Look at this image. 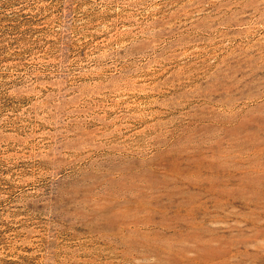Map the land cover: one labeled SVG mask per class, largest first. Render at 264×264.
Wrapping results in <instances>:
<instances>
[{
  "label": "rangeland",
  "instance_id": "rangeland-1",
  "mask_svg": "<svg viewBox=\"0 0 264 264\" xmlns=\"http://www.w3.org/2000/svg\"><path fill=\"white\" fill-rule=\"evenodd\" d=\"M0 264H264V0H0Z\"/></svg>",
  "mask_w": 264,
  "mask_h": 264
}]
</instances>
